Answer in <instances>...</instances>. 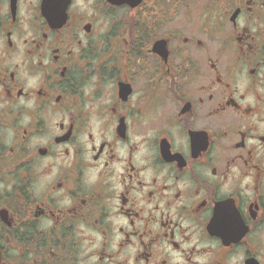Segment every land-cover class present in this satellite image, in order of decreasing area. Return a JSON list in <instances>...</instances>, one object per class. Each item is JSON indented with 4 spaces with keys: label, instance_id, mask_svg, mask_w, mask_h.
I'll return each mask as SVG.
<instances>
[{
    "label": "flooded vegetation",
    "instance_id": "obj_1",
    "mask_svg": "<svg viewBox=\"0 0 264 264\" xmlns=\"http://www.w3.org/2000/svg\"><path fill=\"white\" fill-rule=\"evenodd\" d=\"M1 264H264V0H0Z\"/></svg>",
    "mask_w": 264,
    "mask_h": 264
},
{
    "label": "water",
    "instance_id": "obj_2",
    "mask_svg": "<svg viewBox=\"0 0 264 264\" xmlns=\"http://www.w3.org/2000/svg\"><path fill=\"white\" fill-rule=\"evenodd\" d=\"M143 0H109V2L117 5L130 4L132 7L138 6ZM0 264H1V253H0Z\"/></svg>",
    "mask_w": 264,
    "mask_h": 264
}]
</instances>
